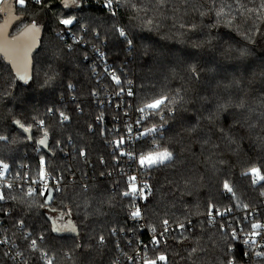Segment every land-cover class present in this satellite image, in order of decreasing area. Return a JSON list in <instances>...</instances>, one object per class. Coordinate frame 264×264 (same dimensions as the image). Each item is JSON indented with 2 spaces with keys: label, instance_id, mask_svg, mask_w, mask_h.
<instances>
[{
  "label": "trees",
  "instance_id": "1",
  "mask_svg": "<svg viewBox=\"0 0 264 264\" xmlns=\"http://www.w3.org/2000/svg\"><path fill=\"white\" fill-rule=\"evenodd\" d=\"M67 3L66 7L65 0H48V7L44 9L32 4L27 14L20 13L14 7L15 15H21L25 19L23 22L16 21L12 26L9 32L11 37L19 35L25 23L33 19L39 22L38 47L31 59L36 69H50L55 74L50 85L41 86L42 75L39 80H29L27 83L16 79L14 73L6 71L12 65L0 55V72H3L0 91L11 93L0 99V135L9 137L7 141H0V160L10 165L11 174L20 173L22 176L38 179L40 159L43 157L47 172L51 174L53 181H59V186L63 189L62 192H54L50 207L41 208L44 197L25 196L16 187L20 180L14 178L11 181L13 188L5 189V192L9 197L15 196L18 199L0 201V238L8 236L12 239L7 247L0 244V264H21L22 258L13 260L11 256L16 251H24L26 242L21 238L23 230L14 227L22 217L29 230L36 233L43 231L46 234L47 242L44 246L50 254H54V264H113L117 259L119 264H133L127 256L136 259L140 241H147L152 227L161 231L162 220L165 218L169 219L173 231L165 237L166 243L143 249L148 258L163 253L167 256V264H224L228 258V244L231 243L234 253L242 257L240 264H264V260L260 258L243 256L248 247L239 240L230 241L227 234L229 230H221L220 218L217 217L215 222L210 223L207 215L209 201L218 206L230 202L249 203L253 211L258 209L264 213V198L259 195L261 186L252 185L251 177L242 175L253 166L260 167L264 173V150L253 143L255 136H252L243 140L238 151L225 149L221 145L212 160L208 161L207 151L201 152L195 139L189 143V137L184 132L186 127L196 123V109L203 111L199 104L187 105L190 114H184L180 122L169 121L162 130L164 138L160 135L156 137L161 145L170 144L179 153L180 159L187 161L178 167L186 176L195 175L196 179L187 189L181 184L175 195H167L161 199L162 193L167 192L168 188L162 189L160 185L164 183L166 176L171 178L174 175V169H161L147 175L146 179L153 185L155 199L150 197V210L145 219L135 222L138 225L135 231L119 233L118 237L108 234L107 229L117 221L126 228H131L134 223L128 220L125 224L126 210H122L120 197H116L117 206L111 208L107 203H100L93 187H109L113 180L118 179L121 180V189L123 188L119 169L114 170L112 167L111 148L104 142L105 139L118 137L111 131H106L105 137H101L99 133L101 128L108 130L116 126L123 127L127 117L124 115L123 105L126 100L132 99L112 95L113 87H109L111 81L104 72L105 67L110 66V70L121 74L123 79L133 80L137 97L144 90H151L153 85L157 89L166 87L174 90L186 84L191 89L189 96L202 94L211 100L218 91V83L227 84L235 78L241 84L239 88L230 89L233 96L237 99L243 96L249 106L256 108L255 115L258 116L264 111V107H261L264 80L259 76V72L264 70V35L260 34L264 32V24L257 20L255 27L260 32L253 33L251 39H248L245 32L251 25L243 22L228 25L227 20L231 17H226L222 24L211 29L208 27L211 17L205 16L202 21H197L200 23V30L193 33L179 26L188 17L177 19L174 23L172 12L167 13L168 19H157L154 24L149 25L140 19H134L133 14L123 5L118 14L112 16L111 10L105 7L106 0H75V3L67 0ZM13 4L15 5L14 0ZM64 18L75 20L72 25L65 27L59 24V20ZM4 19V14L0 13V24ZM114 24L126 29L133 45L128 46L125 39L113 31ZM61 30L73 39L63 38ZM217 34L227 43L220 39L207 43L210 35L215 37ZM69 44L72 45L71 49L67 47ZM228 45L236 50L246 49L245 55L241 57L235 51L226 52ZM97 49L104 53L103 57L97 54ZM53 52L60 55L54 59ZM191 65H196L200 71L199 81L189 79ZM98 81L100 94L93 97L90 92L97 88ZM69 84L73 87L69 88ZM116 102L122 107L117 109L114 106ZM49 108L54 111L49 112ZM60 112L65 113L69 120L61 122ZM127 112L132 121L138 115L131 108ZM101 115L104 119L98 122L96 118ZM225 115L227 114L221 115L220 124L224 123ZM117 116L119 120L114 119ZM33 117L35 121L45 122L50 154L38 146V141L44 138L43 129ZM228 118L231 119V116ZM14 119L21 120L26 126L32 125V130L24 132L13 123ZM89 125H92L91 131ZM147 139L150 141L151 137ZM180 140L183 141L182 144L177 143ZM57 141H60L59 145ZM81 148L87 151V161L79 156ZM192 152L196 153L195 157L191 155ZM101 156L107 166L99 163ZM120 167L122 168V164ZM101 171H113V176L101 177ZM126 173L131 175L129 171ZM201 175L204 176L203 180H199ZM225 179L234 185L237 193L235 201L230 200V194L222 191ZM84 185L88 186L87 189ZM181 193H184L183 196ZM124 199L126 202V198ZM151 205H157L155 212L151 211ZM69 208L71 215L64 214ZM243 213V208L235 209L237 216ZM225 220H231V217H226ZM181 221L185 223L187 230L177 228V223ZM55 222L64 223L68 228L75 224L77 231L53 232L51 229ZM101 232L107 237L104 246H98L94 239ZM117 239L120 240L122 252L115 247ZM129 240L132 241L131 244L128 243ZM77 243L86 247L77 249ZM194 248L195 252L192 251ZM10 249V254L5 256V251ZM65 252L70 253V257ZM25 256L28 257L29 264H43L38 254L25 252ZM134 264H142V260H135Z\"/></svg>",
  "mask_w": 264,
  "mask_h": 264
},
{
  "label": "snow or ice",
  "instance_id": "2",
  "mask_svg": "<svg viewBox=\"0 0 264 264\" xmlns=\"http://www.w3.org/2000/svg\"><path fill=\"white\" fill-rule=\"evenodd\" d=\"M16 10L20 13L27 14L32 4L40 6L41 9L48 7V0H14ZM75 3V0H73ZM123 7L129 10L133 14L134 19H140L143 22L151 25L156 22L157 19H168V12L173 14V22L177 19L183 20L184 17H188V20L180 23V27L186 31L197 33L200 30V23L203 17L210 16L211 21L208 25L209 28L215 29L225 21L226 17H231L227 20V24L231 25L233 22H243L249 24L251 27L245 32V37L251 39L252 34L260 32L259 28L255 27L256 21L259 20L264 24V0H106L105 7L111 10V15L116 16L118 10ZM175 5V6H174ZM65 6H68L67 0H65ZM181 7L183 11L181 12ZM13 11L12 0H0V13H5L9 19H6L3 25H0V54L7 58L8 63L12 65L10 69H6L10 74L14 73L16 79L23 80L27 83L29 80H39L41 75L43 81L41 86L50 85L55 79V74L50 69H36L33 60L30 59V54L33 48L37 44V36L40 33L39 22L35 19L28 23H25L23 29L18 36H13L9 39V33L7 31L9 22L11 19H15L18 22H23L25 17L21 15L12 16ZM75 18H64L59 20V24L65 27L74 23ZM113 31L125 39L128 46L133 45V40L128 38V32L124 27L113 25ZM99 35V33H96ZM264 35V32H260ZM214 39H220L219 34L217 36H209L207 43H211ZM79 43V40H77ZM69 49L72 45H67ZM99 52V50L97 49ZM237 52L239 56L243 57L246 53V49H233L231 45H228L226 52ZM60 54L53 52V58H57ZM101 57L104 56L103 52H99ZM104 72L109 76L111 85L113 87L112 95L119 98L126 96L132 98L126 100L123 107L125 108L124 115L127 116V109L131 108L135 113H138L132 123H124L123 127L116 126L112 129L105 130L101 128L100 136L105 137L106 131H111L115 134V137L111 140L105 139L104 142L111 148L110 155L113 160V169H119L121 177L123 179V188L121 189V180H113L109 187L93 186L96 190V195L99 198L101 204L107 203L111 208L117 206L118 201L116 197H120L119 203L122 204V210H126L125 224L128 220L138 222L145 219L147 213L150 210V197L155 199V192L153 185L148 182L147 179L139 178L137 175H128L123 168L120 167L122 158H127L129 161H134L140 173L147 176L152 172L160 171L161 169H174V175L171 178L165 177V181L160 187L163 189L168 188L167 192L162 193L161 199L167 195H175V192L179 191L181 184L185 189L191 185L196 179L195 175L186 176L178 165L187 163L186 160H181L179 153L169 144L161 145L159 140L156 139L157 135L163 139L162 130L169 123V121L180 122L184 114H190V110L187 107L189 104H199L200 108L196 109L195 118L196 123L189 125L184 129L189 137V143L193 139L199 145L200 151L205 150L208 153L207 160L211 161L212 157L216 154V151L221 148V145L225 149L238 151L241 143L246 138L255 136L253 141L259 148L264 150V111H261L259 115L256 114V108L249 106L241 96L239 99L233 96L230 89L239 88L241 81L233 79L230 83H218L217 92L214 93L210 100L208 96L202 94H196L195 96H189L191 89L182 84L180 87L174 90H169L166 87L157 89L155 85L151 90H144L142 94L137 97L136 91L133 89L134 81L131 79H123L121 74H117L114 70H109L105 67ZM259 76L264 80V70L259 72ZM3 77V72H0V78ZM190 80L199 81L200 71L196 65L190 66ZM125 84L127 87H125ZM69 88L73 86L68 85ZM99 81L97 88H93L90 95L93 97L98 96ZM143 88V86H142ZM222 90V91H220ZM243 91V90H242ZM226 94V95H225ZM8 91H0V99L4 96H10ZM261 97L264 98V89L261 90ZM103 102V101H101ZM112 103V101H109ZM211 105L205 107V105ZM114 106L119 109L122 105L116 102ZM261 107H264V99H262ZM238 110V111H237ZM49 112H53L54 109L49 108ZM206 113V114H205ZM223 114L224 123L220 124V117ZM61 122L69 120V117L63 113H59ZM231 116V119L228 118ZM98 122H102L103 115L98 116ZM115 120H119V116L114 117ZM35 121V117H33ZM204 123H201V122ZM41 129H43L44 139L38 141L40 145L47 146L48 131L45 127L43 120L35 121ZM13 123L18 125L24 132H30L32 125L26 126L19 119H14ZM259 124V130L258 129ZM150 125V126H149ZM92 130V125H89V131ZM194 134V135H193ZM151 137L149 141L147 138ZM31 139V137H28ZM131 138H134L138 142V148H134L131 145ZM215 138V139H214ZM9 139L6 135H0V141H7ZM59 145L60 141L56 142ZM177 143H183L182 140ZM193 157L196 156L195 152H192ZM79 156L85 158L87 161V151L85 148L79 150ZM223 162V161H221ZM101 165L107 166V162L101 156L99 158ZM214 168V164H213ZM10 165L4 160H0V201L5 199L17 200L15 196L9 197L5 189L13 188V183L8 181L7 174L9 172ZM51 175L46 172L45 160L43 157L40 159V167L38 171V179H32L28 176H22L20 173L16 174V178L22 181V183L16 185L19 187L25 196L31 197L39 195L44 197V202L40 204L41 208L46 207L48 199L53 192H62L63 189L59 186V181L56 185L49 184L47 177ZM101 177H112L113 171H101L99 173ZM244 176L251 177L252 185H260L259 195L264 198V173L261 172L260 167H251L248 171L242 173ZM204 176H199V180H203ZM25 184L27 187L25 188ZM34 185L36 187H34ZM87 189V185L83 186ZM222 191L226 194H230V200L235 201L237 193L234 185L231 181L225 179L222 182ZM184 193H181L183 196ZM191 194V193H188ZM126 198V202L125 199ZM138 201L143 202L138 203ZM157 205H151V211L155 212ZM243 208L244 213L237 216L235 209ZM55 211V209H52ZM71 215V209H67L64 213ZM103 215V213H101ZM207 215L210 217L209 222H215L217 217L221 220V230L226 228L229 230L227 234L230 237V241L239 240L243 245L249 248V251H245L243 256H255L264 260V213L258 209L253 211L252 205L249 203L236 204L230 202L227 205L218 206L211 201L207 204ZM226 217H231V220H225ZM190 223V221H189ZM119 225V226H117ZM137 224H133L131 228H126L124 224L116 222L112 227L108 228V234L111 237H118L119 233L127 231H135ZM178 229H186L184 222L177 223ZM23 230L22 240L24 244V251H16L11 256L13 260L22 258L21 264H29L28 257L25 256V252L29 254H38L39 259L43 261V264H54L55 256L50 254L45 248L47 242L46 234L41 231L36 233L34 230H29L25 219L22 217L18 219L14 225ZM62 230L77 231V225L73 224L70 228L67 226L64 229L58 228L53 224L51 231L59 232ZM170 227L169 219L162 220V230L157 232L155 227L151 228L153 235L150 237V242L153 246H159L166 243L164 237L167 233L172 231ZM15 236V233H13ZM94 239L98 246H104L107 242V237L101 232L95 236ZM12 239L5 236L0 239V244H11ZM132 243L131 240L128 241ZM142 243V242H141ZM147 248L146 244H142ZM85 245L79 243L76 244V248H85ZM90 247V246H87ZM115 247L119 251H123L121 248L120 240L115 241ZM260 249V250H256ZM193 252L196 251L194 248ZM11 252L5 251L4 255L8 256ZM229 253H232L229 255ZM66 256L70 257V253L65 252ZM127 256V254L125 253ZM226 256L228 258L224 264H240L242 257H238L233 251V245L228 244ZM127 259L133 261L135 258L127 256ZM158 262H164L167 264V256L163 253L155 255L154 257H142V264H158ZM113 264H119V260H114Z\"/></svg>",
  "mask_w": 264,
  "mask_h": 264
},
{
  "label": "built area",
  "instance_id": "3",
  "mask_svg": "<svg viewBox=\"0 0 264 264\" xmlns=\"http://www.w3.org/2000/svg\"><path fill=\"white\" fill-rule=\"evenodd\" d=\"M61 31H62L61 34H62L63 38H65V39H73V38H70V37L66 34V32H65L64 30H61ZM97 54H99V52H98ZM107 68H108L109 70L111 69L110 66H107ZM111 98H112V97H111ZM115 100H116V99H115ZM125 122H126V123H132V117H130V116L127 115V117H126V119H125ZM131 145H132L134 148H138V142H137L134 138H131ZM120 164H122V168L124 169L125 172L129 171V173H131V175L135 174V175H137L139 178L146 179V176L139 172V170H138V166H137V164H136L134 161H129L127 158H122ZM46 172H47V170H46ZM47 173H48V172H47ZM14 178H15L16 180H19V179L16 178V174L13 175V174H11L10 171H9L8 174H7V179H8V181L11 182V181H13ZM47 181H48L49 184H52V185H56V183H57V180H54V181L52 180L51 175H49V176L47 177ZM20 183H22V181H20ZM25 187H27V184H25ZM34 187H36V186L34 185ZM139 202H140V201H139ZM209 218H210V217H209ZM132 222L135 223L134 221H132ZM171 229H172V227H171ZM172 231H173V230H172ZM157 232H158V230H157ZM170 232H171V231H170ZM170 232H169V233H170ZM169 233H167L165 237H167V235H168ZM152 235H153V233L150 232L149 235H148V239H147V241H143V240L140 241V245H141V246H140V249H139V250L136 252V254H135V257H136L135 260L140 261V260H142V257H147V256L144 254L143 249L146 250V249H148V247H152V246H153V245L151 244V242H150V237H151ZM165 237H164V239H165ZM0 239H2V238H0ZM141 242H142V243H141ZM142 244H146L148 247L145 248V247L142 246ZM1 245H4V246L7 247V244H1ZM256 250H260V249H256ZM248 251H249V248H248ZM252 257H255V256H252ZM135 260H134V261H135ZM158 264H160V262H158Z\"/></svg>",
  "mask_w": 264,
  "mask_h": 264
},
{
  "label": "water",
  "instance_id": "4",
  "mask_svg": "<svg viewBox=\"0 0 264 264\" xmlns=\"http://www.w3.org/2000/svg\"><path fill=\"white\" fill-rule=\"evenodd\" d=\"M16 23V21L13 23V24H11V25H9V27H8V29H7V31H8V33L10 32V30H11V28H12V26L14 25ZM4 24V21L2 22V24H0V25H3ZM18 36V35H17ZM39 36H40V33L38 34V36H37V38H39ZM9 39H11V36H10V33H9ZM39 40V39H38ZM38 44H36V47H35V50L32 52V55H33V53L36 51V49H37V46ZM32 55H31V57L30 58H32ZM42 139H44V138H42ZM38 146L42 149V150H44V152H46L47 154H50L51 153V151H50V147H49V139L47 138V146H45V145H40L39 143H38ZM54 192L50 195V197H49V199H48V202H47V207H50V205H51V202H52V200H53V197H54Z\"/></svg>",
  "mask_w": 264,
  "mask_h": 264
},
{
  "label": "rangeland",
  "instance_id": "5",
  "mask_svg": "<svg viewBox=\"0 0 264 264\" xmlns=\"http://www.w3.org/2000/svg\"><path fill=\"white\" fill-rule=\"evenodd\" d=\"M12 3H13V0H12ZM14 7H15V5L13 4V11H12V13H11V15H12L13 17L16 16L15 13H14ZM3 14H4V18H5V19H4V22H5L6 19H9V17H8L5 13H3ZM15 21H16L15 19H11L10 22H9V25L13 24ZM38 39H39V38H37V44H38V42H39ZM34 50H35V48H33L32 52H33ZM0 55L3 56L2 54H0ZM31 55H32V53L30 54V57H31ZM4 58H5L6 61H8L6 57H4ZM30 59H31V58H30ZM55 226L58 227V228L64 229V228L66 227V224H64V223H60V222H58V223L55 222ZM62 231H64V230H62ZM62 231H59V232H56V233H60V232H62Z\"/></svg>",
  "mask_w": 264,
  "mask_h": 264
}]
</instances>
